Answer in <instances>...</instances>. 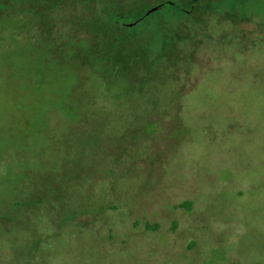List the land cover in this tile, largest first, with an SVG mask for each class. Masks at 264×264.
<instances>
[{
	"label": "rangeland",
	"instance_id": "obj_1",
	"mask_svg": "<svg viewBox=\"0 0 264 264\" xmlns=\"http://www.w3.org/2000/svg\"><path fill=\"white\" fill-rule=\"evenodd\" d=\"M236 9L114 83L2 16L0 264H264V0Z\"/></svg>",
	"mask_w": 264,
	"mask_h": 264
},
{
	"label": "trees",
	"instance_id": "obj_2",
	"mask_svg": "<svg viewBox=\"0 0 264 264\" xmlns=\"http://www.w3.org/2000/svg\"><path fill=\"white\" fill-rule=\"evenodd\" d=\"M0 3H3L0 19L15 16L24 20L26 26L35 19L41 34L46 36L63 30L68 53L64 60L74 67L77 79L90 81L102 76L104 82L114 83L131 69L163 57L169 46L177 49L178 44L199 36L201 27L208 28L213 18L236 15L242 0H0ZM227 4L232 10L226 9ZM239 19L242 21L237 23H244V19ZM195 41L205 43L204 39Z\"/></svg>",
	"mask_w": 264,
	"mask_h": 264
},
{
	"label": "water",
	"instance_id": "obj_3",
	"mask_svg": "<svg viewBox=\"0 0 264 264\" xmlns=\"http://www.w3.org/2000/svg\"><path fill=\"white\" fill-rule=\"evenodd\" d=\"M160 5H158L157 7H159ZM151 10H153V9H151Z\"/></svg>",
	"mask_w": 264,
	"mask_h": 264
}]
</instances>
